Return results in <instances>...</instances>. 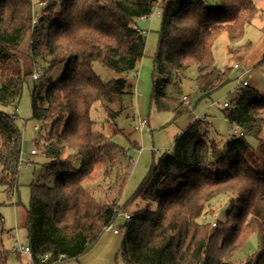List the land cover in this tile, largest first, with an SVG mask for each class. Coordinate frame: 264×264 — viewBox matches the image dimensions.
Masks as SVG:
<instances>
[{"label": "trees", "instance_id": "16d2710c", "mask_svg": "<svg viewBox=\"0 0 264 264\" xmlns=\"http://www.w3.org/2000/svg\"><path fill=\"white\" fill-rule=\"evenodd\" d=\"M216 1L217 7L210 0H0V104H15L34 72L47 75L65 63L57 81H38L30 93V117L49 125L36 139L47 158L45 173L29 184L25 206L31 264H60V256L63 263L78 259L124 207L130 150L140 149L139 143H116L90 111L100 104L114 121L120 111L109 105L130 86L124 77L103 81L93 62L117 72L134 70L146 41L135 19L158 6L150 102L177 116L181 101L169 86L177 93L190 78L206 99L230 80L231 67L215 65L219 35L227 34L230 52L251 45L235 43L258 12L256 0ZM223 113L232 128L227 137H219L207 118H195L175 136L173 150L151 164L129 198L147 205L122 225L124 264H232L252 235L258 250L244 264H264V97L245 85ZM247 137L260 141L261 169L253 165L258 158ZM21 143L16 115L0 110V188L9 193L19 188ZM223 204L225 217L216 219ZM2 224L0 213V232ZM10 254L1 247L0 264H8Z\"/></svg>", "mask_w": 264, "mask_h": 264}, {"label": "rangeland", "instance_id": "374dc122", "mask_svg": "<svg viewBox=\"0 0 264 264\" xmlns=\"http://www.w3.org/2000/svg\"><path fill=\"white\" fill-rule=\"evenodd\" d=\"M258 12L250 25L244 30V36L235 45H242L250 42L248 49H239L230 52L228 47L230 42L226 33H222L215 40L213 45V55L215 65L222 69L225 66L231 67L230 80L219 90L214 92L210 98L200 99L195 91L194 82L187 78L183 80L178 92L173 86H169L168 92L181 101L182 113L175 116L171 111H157L150 102L152 90L151 73L152 60L158 42L157 30L160 26V8L155 6L152 13L147 17L135 19L136 25L145 32V52L135 70L128 72H117L109 69L98 61L93 62L94 72L103 80L108 81L118 77H124L128 84H131V92L116 97L109 107L120 111L114 121L105 114L100 104H96L90 111L91 118L96 122L97 127L107 135H112L113 140L129 147L130 141H137L140 149H131L133 158L131 175L127 181L121 198L124 206L113 224L105 229L99 240L78 259L66 261L64 264H124L119 248L124 236L122 225L126 222L125 214H130L138 208L145 207L147 203L142 200L130 201L129 198L137 189L139 183L148 173L153 162L164 151L173 150L175 135L190 123L194 116L208 120L215 133L219 137H227L232 128L225 120L223 110L226 101L231 105L232 100L238 95L242 86V81H246L249 87L255 88L260 97H264V0H256ZM210 5L217 7L216 0H210ZM38 6L34 9L37 10ZM37 67H41L43 62L37 60ZM65 69V63L52 69L47 75L40 73L37 79L31 76L24 84L19 100L12 105L0 104V110L14 113L16 122L21 131V165L18 168L17 191L9 193L4 188H0V213L4 230L0 232V248L11 250L10 264H31L26 262L27 253L20 252L21 259L14 255V249L21 244H27L26 230L23 226L25 219V206L28 204L30 196L29 184L45 173V163L47 158L37 147L36 139L44 135L48 130V124L41 126L30 117V93L34 83L50 79L57 81ZM38 72V71H37ZM185 94L188 101L182 100L181 95ZM228 105V106H229ZM138 117H146L149 121V131L136 130L134 125ZM37 126V128H35ZM214 131L210 134H214ZM248 143L253 148L256 158L253 165L256 169H261L262 150L260 141L254 137H247ZM36 149V153L30 154V149ZM54 182V176H50L48 183ZM151 209L155 204L150 205ZM227 204H223L217 211L216 219H224ZM258 250V239L252 235L240 252L232 257V264H244L246 258Z\"/></svg>", "mask_w": 264, "mask_h": 264}, {"label": "built area", "instance_id": "2783aa9c", "mask_svg": "<svg viewBox=\"0 0 264 264\" xmlns=\"http://www.w3.org/2000/svg\"><path fill=\"white\" fill-rule=\"evenodd\" d=\"M38 76H39V72H34V73L31 75V77H32L33 79H37ZM245 85H247V82L244 80V81H242V86H245ZM181 98H182V100L185 101V102L188 101V98H187L186 95H183ZM223 105H224L225 107H227L229 104H228V102L225 101V102L223 103ZM35 128H37V126H36ZM134 129H136V130H141V131H143V130H147V131H149V127H148V119H147L146 117H138V119H137V123L134 125ZM233 131H234L235 133H239V132H240V131L237 130V129H233ZM30 153H31V154H34V153H35L34 148L31 149ZM125 217H126V218H129V214H125ZM1 227H2V229L4 230V224H2ZM14 251H15V252H23V253H27L28 255L31 254V251H30V248H29L28 244H21V245H19L18 247H16V248L14 249ZM63 258H64L63 256H60L59 259H58V261H57V263L64 264V263L62 262V261H63ZM61 262H62V263H61Z\"/></svg>", "mask_w": 264, "mask_h": 264}, {"label": "crops", "instance_id": "0c3cea01", "mask_svg": "<svg viewBox=\"0 0 264 264\" xmlns=\"http://www.w3.org/2000/svg\"><path fill=\"white\" fill-rule=\"evenodd\" d=\"M135 70V69H134ZM129 86H130V89H129V92H131V84H129ZM183 95H185V94H182L181 95V97L183 96ZM180 97V98H181ZM198 117V116H197ZM196 116H194L193 118H192V120L190 121V123L188 124V125H190L191 123H192V121L195 119V118H197ZM187 125V126H188ZM186 126V127H187ZM36 127V126H35ZM148 127H149V121H148ZM183 131V130H182ZM181 131V132H182ZM176 136V135H175ZM31 149H33V148H31ZM31 149H30V151H31ZM31 154V153H30ZM34 155H35V153H34ZM130 215V214H129ZM15 253V257L18 259V260H20L21 259V257H22V255L20 254V252H14ZM28 255V254H27ZM26 262H30L31 263V256L30 255H28V257H27V259H26ZM11 263V255L9 256V259H8V264H10Z\"/></svg>", "mask_w": 264, "mask_h": 264}]
</instances>
